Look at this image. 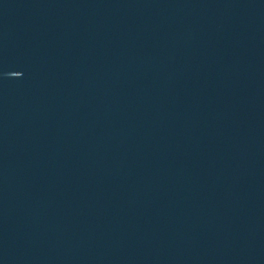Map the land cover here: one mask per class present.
Listing matches in <instances>:
<instances>
[{
	"label": "water",
	"instance_id": "water-1",
	"mask_svg": "<svg viewBox=\"0 0 264 264\" xmlns=\"http://www.w3.org/2000/svg\"><path fill=\"white\" fill-rule=\"evenodd\" d=\"M0 264H264V0H0Z\"/></svg>",
	"mask_w": 264,
	"mask_h": 264
}]
</instances>
